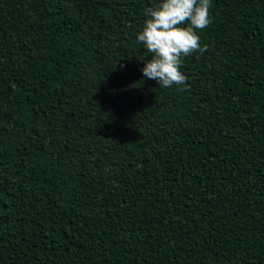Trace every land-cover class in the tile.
Masks as SVG:
<instances>
[{"label": "trees", "instance_id": "trees-1", "mask_svg": "<svg viewBox=\"0 0 264 264\" xmlns=\"http://www.w3.org/2000/svg\"><path fill=\"white\" fill-rule=\"evenodd\" d=\"M156 2L0 0V264H264V0H211L169 88Z\"/></svg>", "mask_w": 264, "mask_h": 264}, {"label": "clouds", "instance_id": "clouds-1", "mask_svg": "<svg viewBox=\"0 0 264 264\" xmlns=\"http://www.w3.org/2000/svg\"><path fill=\"white\" fill-rule=\"evenodd\" d=\"M210 4L211 0H157L144 9L136 41L146 50L140 69L145 79L155 80L162 88L185 85L182 57L206 50L197 29L210 23Z\"/></svg>", "mask_w": 264, "mask_h": 264}]
</instances>
